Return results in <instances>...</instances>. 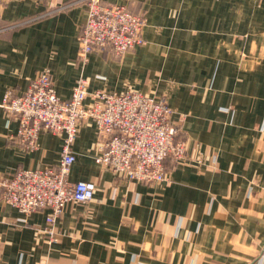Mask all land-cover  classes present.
<instances>
[{
    "label": "crops",
    "instance_id": "obj_1",
    "mask_svg": "<svg viewBox=\"0 0 264 264\" xmlns=\"http://www.w3.org/2000/svg\"><path fill=\"white\" fill-rule=\"evenodd\" d=\"M69 1L0 0V104L45 68L63 99L81 75L89 92L166 95L187 156L166 161L169 182L120 179L95 161L107 136L82 122L69 179L95 181L93 199L65 206L52 244L49 210L0 202V264H264V0H107L147 13L144 42L86 63L85 5L56 10ZM18 126L0 105V174L58 162L61 134L30 151Z\"/></svg>",
    "mask_w": 264,
    "mask_h": 264
},
{
    "label": "built area",
    "instance_id": "obj_2",
    "mask_svg": "<svg viewBox=\"0 0 264 264\" xmlns=\"http://www.w3.org/2000/svg\"><path fill=\"white\" fill-rule=\"evenodd\" d=\"M77 4H84L87 11L79 35L78 59L83 63L93 53L122 58L144 42L145 11L135 13L107 0H71L56 10ZM88 84L89 78L81 75L71 97L63 99L54 89L50 69L45 68L24 93L15 95L9 90L0 104L10 118L17 119L16 136L28 150L38 148L43 131L63 136L56 164L20 169L12 177L0 174V202L26 216L49 210L42 232L50 244L57 241V221L65 206L86 204L95 195V181L69 179L76 161L73 145L82 122L94 121L107 136L95 161L120 179L154 185L169 182L166 161L176 165L187 156V142L181 136L184 115L175 121L176 111L167 96L130 90L89 92Z\"/></svg>",
    "mask_w": 264,
    "mask_h": 264
},
{
    "label": "rangeland",
    "instance_id": "obj_3",
    "mask_svg": "<svg viewBox=\"0 0 264 264\" xmlns=\"http://www.w3.org/2000/svg\"><path fill=\"white\" fill-rule=\"evenodd\" d=\"M166 96V95H165ZM168 97V96H167ZM169 99V98H168Z\"/></svg>",
    "mask_w": 264,
    "mask_h": 264
}]
</instances>
